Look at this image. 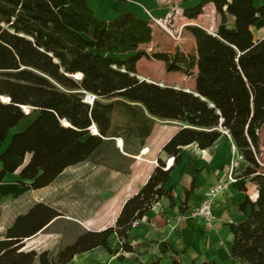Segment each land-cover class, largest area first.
<instances>
[{
    "label": "trees",
    "instance_id": "16d2710c",
    "mask_svg": "<svg viewBox=\"0 0 264 264\" xmlns=\"http://www.w3.org/2000/svg\"><path fill=\"white\" fill-rule=\"evenodd\" d=\"M129 1V0H120ZM255 0H202L184 11L197 18L207 3L221 16L217 32L192 25L187 30L197 44L195 89L186 91L140 80L137 63L148 55L140 47L153 38L150 20L127 12L113 20L96 16L88 0H0V183L21 168L22 180L32 189L50 185L66 168L87 161L101 163L116 156L112 113L117 106L137 104L145 122L128 134L147 137L152 117L182 123L162 151L181 161L180 152L197 144L202 150L228 133L244 163L240 176L257 185L255 201L248 196L240 205L245 218L229 224L232 256L244 264H264V39L256 41L253 27L264 20V6ZM235 27H227V17ZM168 68L175 61L166 53H154ZM80 73L81 78L75 76ZM87 94L96 98L85 101ZM2 97L8 98L4 101ZM125 101V102H124ZM129 102V103H127ZM31 112L34 121L4 144ZM63 121L69 122V126ZM95 125L98 134L93 133ZM111 153V154H110ZM31 155L25 164L27 155ZM173 167L162 158L146 184L123 205L114 226L85 231L73 243L51 256L49 251L26 249V241L44 231L61 214L35 203L19 214L0 238V264H68L80 253L96 248L110 254V238L117 234L121 251L131 252L129 231L162 198L174 201L164 185ZM195 176L191 190H194ZM24 186V182L20 183ZM173 264L201 263L174 258Z\"/></svg>",
    "mask_w": 264,
    "mask_h": 264
},
{
    "label": "crops",
    "instance_id": "0c3cea01",
    "mask_svg": "<svg viewBox=\"0 0 264 264\" xmlns=\"http://www.w3.org/2000/svg\"><path fill=\"white\" fill-rule=\"evenodd\" d=\"M201 2L202 0H88V5L103 20H113L127 12L148 20L150 16H154L162 21L163 27L169 29L174 37L177 33L176 40L164 39L160 36L162 29L155 25L152 41L140 47L147 52L172 56L175 68L178 69L177 72L172 71L173 78L156 80L149 74L141 73L139 63L146 57L138 61L136 76L140 80L162 86L192 91L195 89L198 72L197 44L187 27L196 25L215 33L221 23V16L213 3L205 4L202 14L197 18L190 19L184 15L185 10L194 8ZM254 2L257 7L264 6V0ZM226 17L227 27L233 29L235 17L228 13ZM253 31L256 41L264 39V20H260ZM190 61L192 66L189 65ZM157 63L164 64L162 61ZM189 66L192 71L191 89L184 85L183 79L187 76L185 73ZM129 104L132 107L117 106L112 113V131L118 135L113 138L117 157L101 163L87 160L72 165L50 185L40 189H32L31 181L22 180L19 169L7 174L0 183V196L12 190L31 201L28 208L17 215L25 213L38 202L60 212L61 215L44 231L29 239L43 240L49 237L47 235L54 234L58 245L53 248L45 243L40 251L56 254L60 248L73 243L85 231H101L114 226L124 203L146 184L158 165V159L162 158L168 165L172 157L167 156L162 149L182 127V123L155 118L145 111V116L152 120L150 134L145 138L139 134H128L129 128L137 127L136 122H145L142 112L137 109L138 105ZM117 113H121L124 124H116L114 117ZM35 118L18 128L25 120L23 119L10 134L25 130ZM233 151L236 153L237 148L228 133L205 150L200 149L197 144L184 147L180 152L181 161L175 164L173 158V165L167 167H173V170L164 189L172 191L174 201L162 198L138 220L137 226L130 229L133 250L123 253L118 235L113 234L110 247L118 250L117 253L110 254L104 249L96 248L77 254L68 264H173L174 258L187 262L188 258L192 259L200 254H207L208 257L196 263L223 261L232 251L233 235L229 224L238 223L245 218L239 208L247 196L253 201L258 197L257 185L242 178L238 168L232 169ZM30 156L27 155L28 160ZM1 167L0 163V169ZM194 176V190L186 198L192 188ZM21 182H24V186ZM217 187L220 189L212 197L211 203L214 223L211 228H207L204 219L193 215L192 211ZM66 226L72 228L70 234L66 233ZM51 227L54 230H49Z\"/></svg>",
    "mask_w": 264,
    "mask_h": 264
},
{
    "label": "rangeland",
    "instance_id": "374dc122",
    "mask_svg": "<svg viewBox=\"0 0 264 264\" xmlns=\"http://www.w3.org/2000/svg\"><path fill=\"white\" fill-rule=\"evenodd\" d=\"M167 25H168V27H170L169 24H167ZM156 26H158L159 28L162 29V32L160 33L161 37H163L164 39L167 38V39L176 40L175 37H177V35H178L177 33H175V37H173L174 34L171 35L166 29H163V27L161 25H156ZM156 26H154V28ZM156 53H159V52H156ZM153 54H154L153 52L148 51V55L145 56L147 59H143L139 63V71L141 73L149 74L151 77H153L156 80H160V79L161 80H170V79H172L173 75H171V74H173V72L178 71V69L175 68V65L173 64L171 66V68H168V65L165 63V61L154 58ZM157 61H162L166 66L162 63H157ZM189 65L192 66V62ZM191 66H189V69L185 73V75H187V76L183 77V79L185 80L184 85L190 89L192 86ZM85 99H86V96H85ZM28 113H30V115L28 116V118H25V120H23L21 122V124H20L21 126H19V128H21L24 125L29 124L31 122V120L38 115V112L32 113L30 108H29ZM114 120H115L116 124H118V125L124 124V122H122L121 113H117L114 117ZM91 131L93 132V130H91ZM13 135L11 136V134H10V137L8 138L7 142L5 143L3 149H5L8 146ZM226 135H227V133L223 132L222 136H226ZM260 137H261L262 142L264 143V125L260 130ZM232 157L237 162V166L235 167V169L238 168V172L242 173L243 168L246 165V163H244L243 158H240V157H242L240 152L238 150L236 151V153H235V151H233ZM164 158H167V156L164 155ZM27 162H28V158H26L25 164ZM165 164H166V168H167L168 165L166 162H165ZM20 171H21V168L19 169V172ZM51 198H52V196H51ZM30 204H31L30 200L24 199L23 196H19L18 193H14V191H12V190H10L8 193L0 196V238L3 237L7 228L13 223V220L15 219L16 215L20 212L25 211ZM49 230H54V228L51 227ZM71 232H72V228L70 226H66V233L70 234ZM47 236H49V237H47V239H43V240H38V239L27 240L25 243L26 244L25 248L26 249H33V250H37L38 252H41L40 250L43 248V245H45V243H48L49 246H52L53 248H55L56 245H58V244H57V241L55 240V238L53 237L54 234H50ZM50 255L54 256L55 252H50ZM207 257H208L207 254H200V255L193 257L192 259L188 258L186 261L187 262H199L202 259H206ZM220 263L221 264H244L241 261L235 259L232 256V252L229 253L227 258H225L223 261H220Z\"/></svg>",
    "mask_w": 264,
    "mask_h": 264
},
{
    "label": "built area",
    "instance_id": "2783aa9c",
    "mask_svg": "<svg viewBox=\"0 0 264 264\" xmlns=\"http://www.w3.org/2000/svg\"><path fill=\"white\" fill-rule=\"evenodd\" d=\"M149 20H150V25L152 27H154L155 25H161L163 27V25L161 23L162 21L160 19H158L154 16H150ZM163 29H166L171 35H173L172 32L169 29H167L166 27H163ZM173 37H174V35H173ZM95 98L96 97L94 95H92L90 98H86L85 101L92 104L94 102ZM240 158H242V157H240ZM171 159H173V158H171ZM236 166H237V162L234 160L232 163V169L234 170ZM219 189L220 188L217 187V188L211 190V192L206 197V199L199 206L195 207L192 211L193 215L200 216L204 219L207 228H211L213 223H214V215L212 212L211 203H212V197L219 191ZM137 225H138V220L133 223L132 227H135Z\"/></svg>",
    "mask_w": 264,
    "mask_h": 264
},
{
    "label": "bare ground",
    "instance_id": "6f19581e",
    "mask_svg": "<svg viewBox=\"0 0 264 264\" xmlns=\"http://www.w3.org/2000/svg\"><path fill=\"white\" fill-rule=\"evenodd\" d=\"M80 75H81V74L78 73L76 76L79 77ZM3 99L6 100V101L8 100V98H5V97H4ZM29 121H30V120H29ZM29 121H28V122H29ZM20 126H21V125H20ZM18 128H19V127H18ZM92 130H93V132H94L95 134H98V129H97V127H96L95 125H94V127H92ZM11 135H12V133H11ZM8 138H9V137H8ZM120 143L122 144V141H120ZM168 165H169V166H172V165H173V159H170V160H169Z\"/></svg>",
    "mask_w": 264,
    "mask_h": 264
},
{
    "label": "water",
    "instance_id": "95a60500",
    "mask_svg": "<svg viewBox=\"0 0 264 264\" xmlns=\"http://www.w3.org/2000/svg\"><path fill=\"white\" fill-rule=\"evenodd\" d=\"M75 78H77V79H80L81 78V75L78 77V76H75ZM92 95H90V94H87L86 95V98H90ZM4 97H2V99H3ZM4 100V99H3ZM4 101H6V100H4ZM23 109H24V111L26 112V113H28L29 112V107L28 106H24L23 107ZM63 124L64 125H67V126H69L70 124H69V122H67V121H63ZM93 127H94V125H93Z\"/></svg>",
    "mask_w": 264,
    "mask_h": 264
}]
</instances>
